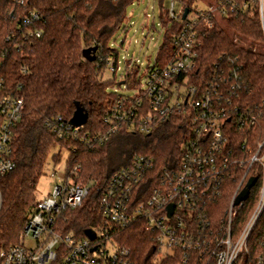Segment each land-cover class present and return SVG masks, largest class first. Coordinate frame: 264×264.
<instances>
[{
    "label": "built area",
    "instance_id": "built-area-1",
    "mask_svg": "<svg viewBox=\"0 0 264 264\" xmlns=\"http://www.w3.org/2000/svg\"><path fill=\"white\" fill-rule=\"evenodd\" d=\"M211 1L214 7L199 10V0L190 7L183 0H169L166 27L172 22L180 26L172 36L165 63L147 69L143 85L134 95L114 96L101 118L103 131H83L82 126L74 127L61 116L45 122L58 140L78 142L94 150L120 129L147 134L156 124L182 116L186 134L176 166L155 176L154 159L134 155L128 166L115 171L99 196L101 219L95 227L86 229L94 233L93 239L85 236V230L79 236L65 232L63 226L65 212L81 207L89 193L90 185L73 181L72 176L80 172L75 166L69 174L60 176L61 183L46 197L33 202L18 242L0 248V264H133L131 250L119 243L118 235L139 222L152 235L154 264H236L264 209V111L234 101L241 87L237 58L221 56L207 76L195 74L202 45L197 39V26L201 22L210 25L216 21L215 14L225 19L252 16L256 11L264 39V0ZM13 3L20 8L26 0ZM175 3L182 6L180 12L175 11ZM40 22L39 12L28 11L20 20L18 37L23 41L39 38L41 31L33 25ZM13 39L17 40L15 36ZM15 47L20 48L18 44ZM106 70L115 74L119 68L107 61ZM1 86L0 178L15 168L12 131L23 111L22 98ZM258 117L263 120L260 140L253 144L238 142L233 131L253 127ZM252 167L260 171L259 197L244 227L235 235L231 224L244 201L238 206H233V201L247 181L255 178L249 175ZM237 178L221 217L215 205L229 188L228 182ZM1 202L0 192V209ZM26 239L34 246H25Z\"/></svg>",
    "mask_w": 264,
    "mask_h": 264
},
{
    "label": "trees",
    "instance_id": "trees-1",
    "mask_svg": "<svg viewBox=\"0 0 264 264\" xmlns=\"http://www.w3.org/2000/svg\"><path fill=\"white\" fill-rule=\"evenodd\" d=\"M137 1L26 0V5L19 8L13 0H0V83L2 88L23 100L21 118L12 131L15 168L0 178V248L17 242L35 201L34 190L47 159L51 156L58 160V155L52 154L56 146L70 151L66 174L79 166L82 184L90 185L81 207L66 211L63 218L65 232L72 231L79 236L99 223L98 201L102 190L110 176L128 166L134 155L152 157V174L155 176L165 168L176 166L186 134V120L182 116L156 124L147 134L120 129L94 150H88L78 142L58 140L45 125L56 116L69 121L77 104L88 115L83 131L104 130L101 118L115 95L107 92L114 81L103 80V74L107 61L117 56L108 45L123 23L128 6ZM193 3L194 0H183L188 7ZM30 10L41 14V22L33 25L41 31V36L23 41L17 31L22 16ZM160 13L162 25L166 27L168 19L162 5ZM225 23L227 29L216 21L210 25L201 22L197 26V39L202 45L195 74L201 78L207 76L221 56L237 58L241 66V87L234 101L257 112L264 111V39L258 13L230 16L225 18ZM179 26V22H172L164 28L160 52L171 50L172 36ZM13 36L17 40L14 41ZM240 41L248 46H242ZM15 44L20 48L17 49ZM93 46L97 47L95 60L89 62L82 57V50ZM126 72V81L132 80L133 73ZM262 122L258 117L253 127L233 131L234 137L240 143H256L261 137ZM243 172L244 169L240 176ZM251 174L256 183L232 221L231 230L235 235L244 227L259 197V168L252 167ZM238 181V178L229 181V188L217 201L215 206L219 216L222 217ZM118 241L131 250L133 264H152L155 246L142 222L123 230ZM258 262L264 264V209L247 239L246 251L240 254L236 264Z\"/></svg>",
    "mask_w": 264,
    "mask_h": 264
},
{
    "label": "rangeland",
    "instance_id": "rangeland-1",
    "mask_svg": "<svg viewBox=\"0 0 264 264\" xmlns=\"http://www.w3.org/2000/svg\"><path fill=\"white\" fill-rule=\"evenodd\" d=\"M168 3L169 0H163L162 3L160 0H139L128 6L123 23L108 45V48L113 50V54H117L116 57L113 56L108 61H113L119 68L115 74L107 70L103 74V80L114 81L113 86L107 88L108 93L134 95L136 90L142 87L147 69L165 63L167 53L159 51L165 34L160 7L162 5L166 9ZM197 6L199 10H206L215 5L211 0H199ZM181 8L180 4L175 3L176 12H180ZM215 19L220 26L227 29L223 17L215 14ZM240 44L248 46L243 41H240ZM126 71L133 73L132 80L126 81L127 73L124 74ZM123 82L124 84H119ZM52 154L58 155V160H53L51 156L48 157L34 190L35 200L46 197L56 184L61 183L60 176L66 173L70 151L56 146ZM80 173L81 169L77 175L72 176L74 177L72 179L82 184L83 182L79 178ZM25 246L33 247L34 242L26 239ZM158 261L161 262L159 259Z\"/></svg>",
    "mask_w": 264,
    "mask_h": 264
},
{
    "label": "water",
    "instance_id": "water-1",
    "mask_svg": "<svg viewBox=\"0 0 264 264\" xmlns=\"http://www.w3.org/2000/svg\"><path fill=\"white\" fill-rule=\"evenodd\" d=\"M187 14V10L184 13V16ZM97 51V47L93 46L90 48H86L82 50V57L89 61L93 62L95 60V54ZM88 115L87 113L79 106L75 105V111L72 115V118L69 120V123L74 127L83 126L87 121ZM256 179L252 178L247 181L245 187L241 190V192L237 195V197L233 201V206H238L240 203L245 201L249 195V191L251 187L255 184ZM170 214H171V207H170ZM85 236L90 239L94 238V233L91 230L84 231Z\"/></svg>",
    "mask_w": 264,
    "mask_h": 264
}]
</instances>
